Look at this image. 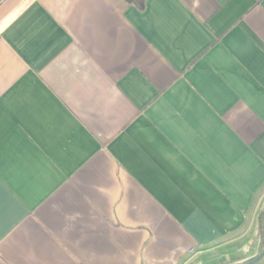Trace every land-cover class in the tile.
I'll return each mask as SVG.
<instances>
[{
  "label": "crops",
  "instance_id": "1",
  "mask_svg": "<svg viewBox=\"0 0 264 264\" xmlns=\"http://www.w3.org/2000/svg\"><path fill=\"white\" fill-rule=\"evenodd\" d=\"M262 212L264 0H0V264L237 263Z\"/></svg>",
  "mask_w": 264,
  "mask_h": 264
},
{
  "label": "water",
  "instance_id": "2",
  "mask_svg": "<svg viewBox=\"0 0 264 264\" xmlns=\"http://www.w3.org/2000/svg\"><path fill=\"white\" fill-rule=\"evenodd\" d=\"M263 259H264V249L261 252H259L257 255L251 258H248L247 260H244L242 262H237V263H231V264H257Z\"/></svg>",
  "mask_w": 264,
  "mask_h": 264
},
{
  "label": "trees",
  "instance_id": "3",
  "mask_svg": "<svg viewBox=\"0 0 264 264\" xmlns=\"http://www.w3.org/2000/svg\"><path fill=\"white\" fill-rule=\"evenodd\" d=\"M260 235H261V238H262V244H263V249H264V212H262L261 215H260ZM262 261H260L257 264H260Z\"/></svg>",
  "mask_w": 264,
  "mask_h": 264
},
{
  "label": "rangeland",
  "instance_id": "4",
  "mask_svg": "<svg viewBox=\"0 0 264 264\" xmlns=\"http://www.w3.org/2000/svg\"><path fill=\"white\" fill-rule=\"evenodd\" d=\"M213 260H214V259H213ZM213 260H210V259H204V260H203V263H205V264H211V262H212Z\"/></svg>",
  "mask_w": 264,
  "mask_h": 264
}]
</instances>
